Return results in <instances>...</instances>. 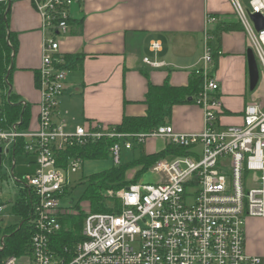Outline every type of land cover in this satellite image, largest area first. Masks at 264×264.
<instances>
[{
  "label": "built area",
  "instance_id": "1",
  "mask_svg": "<svg viewBox=\"0 0 264 264\" xmlns=\"http://www.w3.org/2000/svg\"><path fill=\"white\" fill-rule=\"evenodd\" d=\"M40 17L41 63L37 72L40 91L35 129L16 120L6 123L0 112V264H263L260 256L246 251L248 217H264V111L257 102L242 110V123L220 127L224 114L213 76L214 57L205 32L203 65L194 70L202 85L194 102L203 111V129L177 132L162 124L141 132H121L102 122L77 123L58 118L60 99L66 89L67 69L59 52V38L68 33L71 8L83 0H29ZM235 14L251 41L258 62L264 66V27L257 31L250 13L264 19V0H250L245 11L231 0ZM207 23L216 22L208 16ZM161 49L152 41L150 50ZM151 67L163 61L144 57ZM149 138L182 148L183 155H168L148 172L150 182L138 180L105 195L118 201L112 212L86 211L82 236L73 246L56 247L61 219L74 212L69 195L71 173L84 159L67 151L101 139L113 164L121 150L142 147ZM22 167L16 171L17 157ZM19 186L31 206L29 237L20 254L3 255L10 236L2 198L3 173ZM21 194V195H22Z\"/></svg>",
  "mask_w": 264,
  "mask_h": 264
},
{
  "label": "crops",
  "instance_id": "2",
  "mask_svg": "<svg viewBox=\"0 0 264 264\" xmlns=\"http://www.w3.org/2000/svg\"><path fill=\"white\" fill-rule=\"evenodd\" d=\"M208 16L216 22L207 23ZM71 17L68 33L59 38V52L78 56V61L67 69L74 72L66 74L58 118L115 125L125 115H144L149 83L185 86L191 73L203 65L205 32L210 48L218 51L212 73L224 110L220 127L241 124L242 110L250 102L264 106L262 86L248 88L247 33L243 27L220 31L226 23L239 22L231 0H83L71 8ZM9 24L18 40L11 89L29 104L27 127L35 129L40 102L36 80L41 63L40 17L29 0H12ZM152 41L160 42L159 51L150 50ZM144 57L164 65L151 67L143 63ZM164 124L177 132L198 133L203 129V111L195 102L176 104ZM245 236L246 251L260 256L264 264V217H248Z\"/></svg>",
  "mask_w": 264,
  "mask_h": 264
},
{
  "label": "trees",
  "instance_id": "3",
  "mask_svg": "<svg viewBox=\"0 0 264 264\" xmlns=\"http://www.w3.org/2000/svg\"><path fill=\"white\" fill-rule=\"evenodd\" d=\"M12 0H0V112L5 117L6 123L16 120L20 121L21 126L27 127L30 119V106L19 100L18 95L10 90L12 74L15 69L14 59L17 52L18 40L17 33L10 29L9 13ZM242 30L241 24L226 23L220 28V31ZM218 51L212 54L214 57V68L217 66ZM64 63L58 67L71 69L77 63V57L66 54ZM257 63L259 65L257 56ZM202 76L191 73V77L185 86H173L165 81L161 85L148 84V90L145 95L147 105L146 113L142 116H127L122 121L113 125L121 132H141L155 128L165 123L170 115L171 107L176 104L194 102L199 94L202 85ZM113 140L101 139L90 142L83 146H76L67 151L70 155H79L84 161L92 159H105L109 156L108 147ZM141 148V147H138ZM182 148H177L170 144H164L161 149L151 153L141 152L137 158L126 163L112 164L106 169L91 173L86 176V191L84 198L88 203L90 212H112L118 205V201L113 197L106 196L103 192L108 189L119 190L132 183H135L148 169L158 160L168 155H183ZM134 176L127 178V173L134 170ZM22 194V193H21ZM20 195L14 203L13 210L19 216V222L10 227L8 242L3 251V255L20 254L30 233L29 214L31 206L29 199ZM119 206H117V209ZM74 212L61 219V229L55 237L56 247L62 249L65 245L73 246L77 241L83 238L82 228L86 211L76 206Z\"/></svg>",
  "mask_w": 264,
  "mask_h": 264
},
{
  "label": "rangeland",
  "instance_id": "4",
  "mask_svg": "<svg viewBox=\"0 0 264 264\" xmlns=\"http://www.w3.org/2000/svg\"><path fill=\"white\" fill-rule=\"evenodd\" d=\"M241 3L242 7L245 9H249V0H239ZM249 42V47L251 48V41L248 38ZM248 47V48H249ZM259 81L257 84V87L255 90L258 88H262L263 91V99H264V66L259 63ZM74 71H70L69 73H66L67 75L70 76V74H73ZM1 93V89H0ZM0 103H1V97H0ZM264 111V106L262 107ZM164 145V142H162L161 139H156V138H149L147 139L141 148H134V149H125L123 148L121 150V156H120V163H126L128 161L133 160V158H137L141 152L149 153V152H154L158 151L161 149ZM18 165L16 168L17 172H20L22 170L28 171L29 168L27 167H22V164H25V161L22 159V157H17ZM113 164V160L111 159L110 156H108L105 159H90V160H85L82 164L81 167L74 173H71V185L69 189V195L61 199V203L63 206L68 205L70 201H72V208H74L77 205H79L80 208H82L85 211L88 210V205L87 201L85 200L84 193L86 191V176L106 169L107 167L111 166ZM1 172L4 174L3 175V181H2V198L4 201H8L7 207L5 209V213L8 214V219L6 222V225L8 228H10L13 225L18 224L19 222V216H17L13 210V206L17 198L20 197L21 191L19 190L18 185H14L9 177L6 174L5 167L3 166L1 168ZM135 169L130 170L127 173V178L131 179L132 176H134ZM151 174L146 171L142 176L139 178L140 181L143 182H150L151 181ZM105 194V192H103ZM115 204H112V206Z\"/></svg>",
  "mask_w": 264,
  "mask_h": 264
},
{
  "label": "water",
  "instance_id": "5",
  "mask_svg": "<svg viewBox=\"0 0 264 264\" xmlns=\"http://www.w3.org/2000/svg\"><path fill=\"white\" fill-rule=\"evenodd\" d=\"M10 1V0H9ZM249 17L254 23L255 29L260 31L264 27V19L260 13H250ZM247 58V72H248V88L250 91H253L259 81V67L256 60L255 53L252 48H248L246 51ZM11 87H9L8 92H10ZM1 150V149H0Z\"/></svg>",
  "mask_w": 264,
  "mask_h": 264
}]
</instances>
